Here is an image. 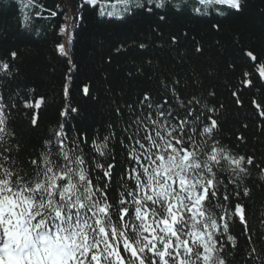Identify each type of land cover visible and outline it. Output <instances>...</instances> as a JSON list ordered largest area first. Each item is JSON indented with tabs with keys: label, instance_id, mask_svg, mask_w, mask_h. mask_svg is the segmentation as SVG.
Here are the masks:
<instances>
[{
	"label": "snow or ice",
	"instance_id": "obj_1",
	"mask_svg": "<svg viewBox=\"0 0 264 264\" xmlns=\"http://www.w3.org/2000/svg\"><path fill=\"white\" fill-rule=\"evenodd\" d=\"M14 2L23 31L58 15L41 0ZM77 7L110 25L143 19L147 29L102 56L108 65L126 59L119 86L105 76L100 97L80 89L108 109V119L91 124L71 102L68 43L53 41L70 67L56 93L58 69L50 66L61 107L34 145L18 136L15 121L39 129L49 94L26 82L18 48L0 56V264H264V209L250 206L254 190L264 191V153L245 150L248 122L226 129L215 83L241 70L228 88L238 111L243 89L264 88V59L242 46L239 29L224 34L223 21L241 13L244 0H78ZM67 33L64 24L56 35ZM247 106L264 138V100Z\"/></svg>",
	"mask_w": 264,
	"mask_h": 264
},
{
	"label": "trees",
	"instance_id": "obj_2",
	"mask_svg": "<svg viewBox=\"0 0 264 264\" xmlns=\"http://www.w3.org/2000/svg\"><path fill=\"white\" fill-rule=\"evenodd\" d=\"M46 7L57 11L55 19L35 20L32 22L29 31L17 28L19 15L14 0H0V56L7 53L9 48H18L21 52L20 67L27 83L35 86L39 93H48V107L43 111L40 127L32 130L28 127L27 121L23 117H18L15 127L18 136L29 145L37 144L50 126L56 124L61 107V98L56 95L53 98V81L50 66L55 65L58 71L55 73V92L59 93V82L62 74L66 73L70 65L62 57L54 55L52 50L53 41L68 43V57L72 64L76 66L71 73L73 91L71 102L81 108L86 109L87 123H97L108 119V109L101 99L100 103L95 100L89 101L82 95L80 89L89 86L93 97L101 96V89L108 87L105 83V76L111 80L112 86L121 84L120 76L126 66V59L116 56L111 65L102 61V56L112 45L120 40H129L135 34H143L147 29V21L138 19L130 25L116 26L103 23L92 12L83 13L78 9V0H41ZM77 12L83 15V20L76 19ZM68 26V33L57 37L60 25ZM225 36H232V29L237 28L243 33L242 46L255 48L258 56L264 59V0H244V8L241 13L223 21ZM199 27V26H197ZM5 29L7 30L5 32ZM36 33H40L39 36ZM201 65L208 72L213 71L207 67L209 58L205 57ZM241 70L237 69L235 75L232 70L222 72L215 81L218 98L225 103L226 111L224 117L227 121L226 129L231 130L236 127L237 119L248 122L249 128L245 131L248 138L246 151H256L258 154L264 153V138H258L255 124L252 123L253 110L248 107L249 101L256 98L258 101L264 100V88L243 89V100L245 107L237 110L233 107L232 99L229 96V85H237ZM247 118V119H246ZM228 133H226L227 139ZM253 209H264V191L259 188L253 192V200L250 202ZM239 231V228L235 229ZM244 241L241 238V245Z\"/></svg>",
	"mask_w": 264,
	"mask_h": 264
}]
</instances>
